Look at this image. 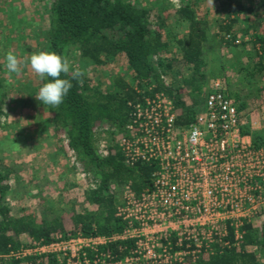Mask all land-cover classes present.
I'll return each instance as SVG.
<instances>
[{"label":"trees","instance_id":"trees-1","mask_svg":"<svg viewBox=\"0 0 264 264\" xmlns=\"http://www.w3.org/2000/svg\"><path fill=\"white\" fill-rule=\"evenodd\" d=\"M223 1L227 5L225 20L209 37L207 20L197 16L190 0H177L175 8L171 11L161 8L154 18L152 9L133 0H48V28L37 39L40 47L36 53L54 51L68 60L78 56L95 66L122 59L125 72L114 76L104 90L85 76L81 85L71 78V72L67 76L62 74L61 78L71 80L73 85L64 102L58 107L41 102L53 134L63 140V153L88 182L84 198L90 209H57L46 202L39 218L26 212L13 214L7 202L11 191L9 169L0 162V264H59L51 254L24 257L13 254L34 243L43 245L75 236L108 239L95 250H85L90 261L98 255L116 262L130 254L134 248L132 240L110 239L126 228V222L117 216L120 197L127 186L137 197L146 194L156 171L153 163L127 161L114 143L127 134L131 105L146 95L162 93L173 102L176 123H190L202 109L208 90L207 57L213 41L220 38L226 46L234 47L237 27L242 19L250 17L255 23L244 24L243 33H250L251 48L247 63L239 64V68L245 84L253 83L256 76L264 81V0H257L256 9L234 0ZM170 24L185 25L187 31L178 37ZM171 40L175 43L174 54ZM174 63L190 73L173 87L172 79L180 74ZM224 72L220 69L218 75L221 77ZM47 82H51L50 77L42 80L38 76L32 96ZM260 92H264V84L253 93L259 97ZM6 95L0 80V119ZM229 95L240 114L246 104L239 93ZM241 133L250 135L255 148L264 145V129L251 130L245 122ZM106 134L111 136V142L103 154L98 141ZM57 203L62 202L58 199ZM171 245L173 251L184 249V244L176 246L172 241ZM193 249L195 246L191 245L190 250ZM261 255L264 258V205L251 220L243 221L237 228L226 224L221 243L202 246L199 253L185 255L171 264H260Z\"/></svg>","mask_w":264,"mask_h":264},{"label":"built area","instance_id":"built-area-1","mask_svg":"<svg viewBox=\"0 0 264 264\" xmlns=\"http://www.w3.org/2000/svg\"><path fill=\"white\" fill-rule=\"evenodd\" d=\"M176 118L170 98L146 95L131 105L127 134L114 141L127 161L156 167L146 194L137 197L128 186L121 194L117 216L126 228L110 239L132 240L128 256L110 262L95 255L90 261L85 250L105 244L102 236L34 243L13 255L51 254L59 264H171L221 243L226 224L237 228L251 220L264 205V145L255 148L241 133L245 121L221 80L210 81L190 123L179 125ZM172 241L184 249L173 251Z\"/></svg>","mask_w":264,"mask_h":264},{"label":"rangeland","instance_id":"rangeland-1","mask_svg":"<svg viewBox=\"0 0 264 264\" xmlns=\"http://www.w3.org/2000/svg\"><path fill=\"white\" fill-rule=\"evenodd\" d=\"M133 1L152 9V18L159 15L161 8L171 11L177 5V0ZM190 1L197 16H202L209 24L207 36L215 34L218 25L225 20L227 5L224 1ZM234 1L257 8V0ZM47 6L48 0H0V80L7 94L0 119V162L9 169L8 182L11 191L7 202L12 213H31L36 218L41 216L46 202L52 203L57 209H90L84 198L89 188L88 182L75 168L71 158L63 153L62 138L53 134L41 101L31 93L32 88L38 85V75L31 69L29 59L40 47L37 39L48 28ZM241 22L237 27L234 47L226 46L220 38L213 41L207 57L209 65L205 88H208L212 79L218 78L229 94L239 93L246 104V108L240 113L243 121L249 125L252 123V130H261L264 129V92H260L259 97L253 92L264 81L256 76L253 83L245 84L244 74L239 68V64L247 63L252 42L250 33H243V26L255 23V19L250 17L242 19ZM169 27L178 37L187 31L185 25L175 27L170 24ZM170 45L174 54L173 40ZM9 52L24 61L20 74L8 73L5 58ZM69 62L73 70H85L84 76L101 90L111 83L114 76L124 75L125 72L122 59L102 66H95L78 56L72 57ZM173 67L180 71L172 79L174 87L181 77H187L190 72L186 68H178L175 63ZM220 69L225 70L222 78L218 75ZM110 138L108 134L102 135L98 141L99 148L103 149L105 143L111 142ZM16 144L20 147L17 148ZM58 199L62 203H57ZM258 258L260 264H264L263 256Z\"/></svg>","mask_w":264,"mask_h":264},{"label":"clouds","instance_id":"clouds-1","mask_svg":"<svg viewBox=\"0 0 264 264\" xmlns=\"http://www.w3.org/2000/svg\"><path fill=\"white\" fill-rule=\"evenodd\" d=\"M6 69L9 74H20L22 71V61L12 52L6 55ZM30 67L42 80L46 77L51 78V82L43 84L35 98L41 101L45 106L58 107L68 95L73 87L71 80L61 78V75L67 76L71 72V78L79 84H83L85 70L81 68L71 69L70 62L66 56H62L54 51H40L33 53L29 59ZM16 147L20 146L16 144Z\"/></svg>","mask_w":264,"mask_h":264}]
</instances>
